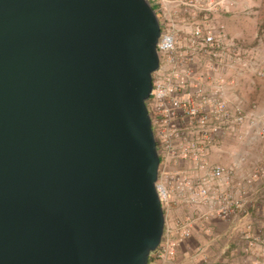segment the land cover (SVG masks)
I'll return each mask as SVG.
<instances>
[{
    "label": "water",
    "instance_id": "95a60500",
    "mask_svg": "<svg viewBox=\"0 0 264 264\" xmlns=\"http://www.w3.org/2000/svg\"><path fill=\"white\" fill-rule=\"evenodd\" d=\"M146 0H0V264H146L164 216Z\"/></svg>",
    "mask_w": 264,
    "mask_h": 264
},
{
    "label": "built area",
    "instance_id": "2783aa9c",
    "mask_svg": "<svg viewBox=\"0 0 264 264\" xmlns=\"http://www.w3.org/2000/svg\"><path fill=\"white\" fill-rule=\"evenodd\" d=\"M146 1L154 7L151 9L159 26L158 67L151 74V90L145 105L158 157L154 187L164 216L160 242L151 252V258L161 261L174 257L179 246L190 237L193 222L201 217L223 221L227 225L224 236L235 235L247 247H253L260 238L248 235L253 221L241 190L244 185H251L257 173L243 178L234 188L230 187L231 170L210 162L211 151L219 140L244 119L241 99L237 97L236 105L231 108L223 84L203 72L246 62L245 51L226 37L213 16L219 7L228 12L230 4L224 0ZM190 11L209 15L188 24L182 13ZM257 32V40L262 42L264 17ZM255 75L263 77L264 70ZM256 135L264 138V128L256 130ZM262 164L259 173L264 175V159ZM204 205L207 209L199 215V207ZM172 210L188 211L191 215L165 221V215ZM231 217H246V232L228 223ZM219 238L221 234L196 245L187 264L217 245ZM220 247L217 256L226 251V247ZM245 264H264V255L260 261Z\"/></svg>",
    "mask_w": 264,
    "mask_h": 264
},
{
    "label": "crops",
    "instance_id": "0c3cea01",
    "mask_svg": "<svg viewBox=\"0 0 264 264\" xmlns=\"http://www.w3.org/2000/svg\"><path fill=\"white\" fill-rule=\"evenodd\" d=\"M223 1V0H206ZM230 4L228 12L221 7L215 12L214 19L223 27L227 38L233 40L240 50L245 51L246 62L244 65L234 63L228 67H217L215 70L203 71L211 79L223 84V91L229 106H235L237 97L241 99L240 111L243 115L241 124H234L229 135H225L211 151L210 162L231 170L230 187L243 178L257 173V177L250 186L242 187V195L247 202L246 208L250 220L253 221L249 236H258L259 241L253 247H247L243 239L235 235H225L227 225L219 219L201 217L191 226V235L184 241L171 259L161 261L151 259L149 264H187L190 253L196 245L205 243L207 239H218L205 253L199 255L192 264H245L260 261L264 255V175L260 174L264 159V138L255 136V131L264 128V76L255 75L259 70H264V36L262 42L257 40L256 15H253L252 0H224ZM260 1L259 4L264 0ZM255 6V5H254ZM209 15L199 11V20ZM257 52L258 55H257ZM251 122H253L251 124ZM207 206L199 207V215L205 212ZM191 213L183 210H172L165 221L174 218L189 217ZM239 231L246 232L247 218H232L230 222ZM228 233V232H227ZM234 234H238L237 232ZM220 246L226 247L223 255L216 252Z\"/></svg>",
    "mask_w": 264,
    "mask_h": 264
},
{
    "label": "rangeland",
    "instance_id": "374dc122",
    "mask_svg": "<svg viewBox=\"0 0 264 264\" xmlns=\"http://www.w3.org/2000/svg\"><path fill=\"white\" fill-rule=\"evenodd\" d=\"M252 2H253V5H252L253 7L250 9V10H252L250 12H252L253 15H256L255 21H256V26L258 29V27L262 23L263 17H264V3L262 2L261 4H259L260 1L258 2V0H252ZM188 13H189V16H188ZM178 15H181V14H178ZM182 15L184 17V20H186V22L188 24L198 22V20H199V13H196L193 11L183 12ZM258 53L259 52H257V55H258ZM256 137H258V136L256 135Z\"/></svg>",
    "mask_w": 264,
    "mask_h": 264
},
{
    "label": "trees",
    "instance_id": "16d2710c",
    "mask_svg": "<svg viewBox=\"0 0 264 264\" xmlns=\"http://www.w3.org/2000/svg\"><path fill=\"white\" fill-rule=\"evenodd\" d=\"M151 8L154 10V7H153V6H151ZM151 254H152V253L149 254V256H148V260H147V263H146V264H149L150 260L152 259V258H151Z\"/></svg>",
    "mask_w": 264,
    "mask_h": 264
}]
</instances>
